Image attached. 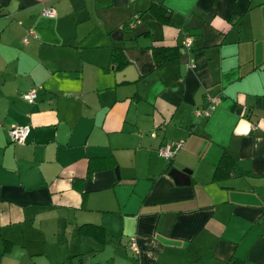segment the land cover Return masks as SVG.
<instances>
[{"label": "crops", "instance_id": "crops-1", "mask_svg": "<svg viewBox=\"0 0 264 264\" xmlns=\"http://www.w3.org/2000/svg\"><path fill=\"white\" fill-rule=\"evenodd\" d=\"M160 47L181 54L157 66ZM6 243L0 264H264V0H0Z\"/></svg>", "mask_w": 264, "mask_h": 264}, {"label": "built area", "instance_id": "built-area-1", "mask_svg": "<svg viewBox=\"0 0 264 264\" xmlns=\"http://www.w3.org/2000/svg\"><path fill=\"white\" fill-rule=\"evenodd\" d=\"M42 15L45 17L53 18L56 16V9L53 6H46L42 10ZM139 21V16L135 15L133 21H131V26H135ZM28 38H24L27 41ZM193 44V39L191 37L186 38L183 41L182 50H190ZM23 98L29 103H34L38 98V88L34 87L28 92L24 93ZM221 103V98L218 96H208V105L205 108L197 109L196 115L198 117H209L211 113L219 106ZM31 133V127L29 125H16L12 127L9 131V136L11 141L15 143H24ZM182 142H177L175 147L171 144H167L159 149V155L166 158L172 159L175 157L177 150L181 147ZM130 248L135 253H139V247L136 243H130Z\"/></svg>", "mask_w": 264, "mask_h": 264}, {"label": "trees", "instance_id": "trees-1", "mask_svg": "<svg viewBox=\"0 0 264 264\" xmlns=\"http://www.w3.org/2000/svg\"><path fill=\"white\" fill-rule=\"evenodd\" d=\"M151 14L154 18H157L159 20H162L163 22H168L169 20V15L167 13H165L164 8H162L161 5H159L158 3L152 2L151 4ZM159 13V14H157ZM180 48L176 47V48H167V47H160V48H154L153 49V55H154V59L156 61L157 66L162 65L165 62L171 61L173 59H176L177 57L180 56ZM123 53L122 50H117L115 51L114 55H113V61H115V59L117 61H121L123 59ZM128 62L126 61L125 65ZM234 159H232L228 154H224L222 157V160L220 162V165L217 167L216 173H215V178H220V171L222 169H225V172L223 174H225L226 176H229V174H231V172H233L232 170L234 169ZM226 170L229 172L227 174ZM79 231L81 234L84 235H89L93 238H95L96 240H98L100 243L105 244L106 242V230L102 227H98V226H92V225H87V226H81L79 228ZM10 243H6L5 244V248L3 251L0 252V256H2L5 252H7V250L10 247Z\"/></svg>", "mask_w": 264, "mask_h": 264}, {"label": "water", "instance_id": "water-1", "mask_svg": "<svg viewBox=\"0 0 264 264\" xmlns=\"http://www.w3.org/2000/svg\"><path fill=\"white\" fill-rule=\"evenodd\" d=\"M117 34H121V33H120V32H117L116 35H117ZM121 73H122V72H121ZM123 73H124V72H123ZM123 73H122V74H123ZM125 74H126V73H124L123 75H125ZM123 75H122V76H123ZM177 174H178V176H179V175L182 174V173L177 172ZM183 175H185V173H184ZM180 176H182V175H180ZM185 176H186V175H185Z\"/></svg>", "mask_w": 264, "mask_h": 264}]
</instances>
